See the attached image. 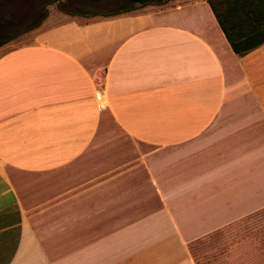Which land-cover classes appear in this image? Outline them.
Returning a JSON list of instances; mask_svg holds the SVG:
<instances>
[{
    "label": "crops",
    "instance_id": "0c3cea01",
    "mask_svg": "<svg viewBox=\"0 0 264 264\" xmlns=\"http://www.w3.org/2000/svg\"><path fill=\"white\" fill-rule=\"evenodd\" d=\"M19 5L0 264H264V42L236 55L205 0Z\"/></svg>",
    "mask_w": 264,
    "mask_h": 264
},
{
    "label": "trees",
    "instance_id": "16d2710c",
    "mask_svg": "<svg viewBox=\"0 0 264 264\" xmlns=\"http://www.w3.org/2000/svg\"><path fill=\"white\" fill-rule=\"evenodd\" d=\"M139 4L152 0H128ZM229 47L243 55L264 42V0H205ZM134 7L121 12L129 11ZM120 13V12H115Z\"/></svg>",
    "mask_w": 264,
    "mask_h": 264
},
{
    "label": "rangeland",
    "instance_id": "374dc122",
    "mask_svg": "<svg viewBox=\"0 0 264 264\" xmlns=\"http://www.w3.org/2000/svg\"><path fill=\"white\" fill-rule=\"evenodd\" d=\"M153 2L160 0H152ZM21 0H0V40L4 39L8 35L15 34L21 30H25L28 27L22 25L21 23H33L35 17H39L43 12H32V11H17L15 8L19 7ZM133 3L120 2L117 6L128 8L132 6ZM86 13V12H81ZM92 13V12H88ZM102 13V12H100ZM24 15V18H30L29 20H21V16Z\"/></svg>",
    "mask_w": 264,
    "mask_h": 264
},
{
    "label": "built area",
    "instance_id": "2783aa9c",
    "mask_svg": "<svg viewBox=\"0 0 264 264\" xmlns=\"http://www.w3.org/2000/svg\"><path fill=\"white\" fill-rule=\"evenodd\" d=\"M98 108H102L103 107V102H102V100L99 98V100H98Z\"/></svg>",
    "mask_w": 264,
    "mask_h": 264
}]
</instances>
